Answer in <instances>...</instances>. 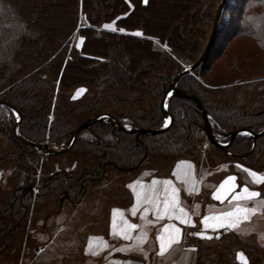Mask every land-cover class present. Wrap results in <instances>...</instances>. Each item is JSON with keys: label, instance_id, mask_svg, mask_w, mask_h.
Segmentation results:
<instances>
[{"label": "rangeland", "instance_id": "374dc122", "mask_svg": "<svg viewBox=\"0 0 264 264\" xmlns=\"http://www.w3.org/2000/svg\"><path fill=\"white\" fill-rule=\"evenodd\" d=\"M134 1L137 4V10L130 14L129 19L131 22L127 24V27H137L139 20L144 19L149 27L146 33L176 35L182 44L177 46V52H175L165 41H154V48L161 52L162 58L159 53L154 52L158 54V59L155 63L151 60L144 65L150 69L148 73L150 72L152 76L149 85L144 87L145 90L140 89V87L133 88V91L119 88L115 81L102 77L97 84H92V81L90 87L79 85L64 91L58 85L61 71L55 78L54 74L46 70L47 81L53 83V87L49 101L47 122L43 128V138L40 142L45 147L41 149L23 143L17 138L13 130L14 126L17 132L21 128L31 127L32 123L29 120L34 115L39 116L38 113L32 109L25 110L23 114H26V118H23L19 111L20 106L15 104L13 100L8 98L0 99V238L3 231L20 220L21 208L15 203L11 205L14 199L13 196L16 193L26 192L28 189L31 192V204L19 227L6 238V245H3L0 240V264H9L11 257L21 252L22 246L16 245L19 239L25 238L26 232L31 229H41L42 222L53 230L58 227L60 222H72L75 216L78 219L80 218L81 223H85V220L92 221V223H101L104 221L103 215H105L107 205L125 204L124 194L127 180L133 176H145L151 172L165 171L170 160L173 159L174 156L172 154L159 155L154 153L150 157L152 160L147 162L146 165L128 171L117 169L111 164H105L104 167H100V170L99 167L97 168L101 174L96 172L93 178L88 171L96 170V160L98 164V161H100L99 157H86L75 153V146L72 147L73 143L65 151L50 153L46 150L52 149L48 144L54 143L59 146L68 140L73 129L79 123L99 113L109 114L117 119L124 128L134 129L129 125V117L134 114V110H137L138 107H143L148 113V110L152 109L156 104L157 106L158 104L160 105V96L154 92V87H159V85L161 86L165 83L168 74L175 69L176 64L180 60L195 56L201 50L207 32L209 31L208 37L211 33L216 11L215 9L210 22L214 0H204L203 6H197L193 11L185 7L187 0H151L148 10L140 9L141 6L137 2L138 0ZM245 1H224L221 13L217 19L215 27V31L217 28V34L213 45L203 65L198 66L192 73L193 75H191V81L201 82L200 85L205 87L204 90L200 91L204 92L202 98L210 105L211 109L215 106L224 108L233 104L243 107L246 111L264 112V48L258 38L252 35L251 28L256 24L255 22H250L252 17H249L245 11ZM35 2L43 3L40 12L36 10ZM66 5V1L63 0H27L26 4V6L30 7V12H37V15L42 13L47 29L56 33L63 32L67 28L69 17L67 16V10L64 11ZM118 11H122V9ZM112 14L107 17L112 16ZM190 20L192 21L191 24H189ZM106 24H110L111 27L105 28L104 25ZM209 25L210 29L207 31ZM96 27L128 35L142 36L141 30L118 27L114 20L99 21ZM120 29H124V31H120ZM39 31V34H41L35 40L37 45L44 42L43 30L40 29ZM137 33H140V35H137ZM96 35L99 34L97 33ZM81 42L82 37L78 36L76 31L71 37L64 40L63 43L68 47L66 55H68L70 47L73 45L79 47ZM46 48L47 46L42 49L45 50ZM104 53L105 55L107 54L106 49ZM113 56L115 54H112ZM118 56V60L114 59V64L119 62L121 54ZM108 58H111V54H109ZM96 60L102 61L103 59L97 58ZM141 60L143 58L137 63L141 62ZM108 62H111V59ZM85 68H92V65L89 64ZM138 68L143 69L144 67L138 65ZM151 69L157 70L156 72H151ZM85 71L79 73L74 81H81L82 74ZM121 77L124 78L125 75ZM171 82L163 89L162 95L167 91ZM176 89L182 90L177 86ZM170 96H168L165 103V112L167 114H169L167 105ZM196 107L198 108L197 105ZM155 112L156 114L158 113L157 110ZM206 113L209 123H211V114L208 111ZM140 114H142V111H136L134 116H140ZM161 114L160 128L164 127L169 121L162 107ZM17 116L20 117L18 121H16ZM56 118L59 121L61 120L60 125H63V129L66 131L59 144L50 139ZM96 122H102L117 130L121 129L114 122L111 123L110 120H95L80 129L75 137L77 135L82 139L94 137L96 128L94 127L95 129L92 130L91 124ZM239 129L243 130L246 128ZM262 129H264V126L259 131ZM244 134L248 135L244 131L237 135ZM212 135L221 143L226 142L228 139V135L225 134L212 132ZM197 138L193 142L192 147L182 151L179 150V152L177 151V153L173 154L175 156L192 157L196 166L198 168L201 167L205 173L207 171L211 176L214 173L221 176L225 173L238 172L240 173L241 181H243L247 178L246 173H249L252 179L258 183L257 189L261 198L258 200L263 202L262 205H264V182L260 180V176H264V166L256 167L257 169L248 167V164H250L249 158L242 159L237 157L227 148L228 145L223 149L213 145L201 129L198 131ZM254 142L255 140H252L251 148L248 152L252 151ZM157 145L160 146V143H157ZM259 162V164H263L264 159ZM252 172H256L258 175L253 176ZM49 175L51 178L48 177ZM96 177L98 178L95 180ZM84 191L86 192L83 193ZM80 200L82 202H79ZM97 202L101 203L98 209H96V206L100 203ZM93 213L102 215L90 219ZM48 227L46 228L48 229ZM244 232L251 233L253 229L249 227ZM230 233L236 234V232ZM237 236L239 237V235ZM262 237L264 242V235ZM245 242L257 244L247 239H245ZM257 245L262 250L260 254L258 252L254 254V264H258L260 260L264 264V246ZM238 253H242L245 259H239ZM236 258L241 264H249V261L251 262L241 250L236 252Z\"/></svg>", "mask_w": 264, "mask_h": 264}, {"label": "trees", "instance_id": "16d2710c", "mask_svg": "<svg viewBox=\"0 0 264 264\" xmlns=\"http://www.w3.org/2000/svg\"><path fill=\"white\" fill-rule=\"evenodd\" d=\"M63 1H66L67 5L64 11L67 10V16L69 17L67 28L63 32L56 33L47 29L42 13L37 15V12H30V7L26 6L27 0H0V95L2 94L0 99L8 98L13 100L15 104L20 106L19 111L23 118H26V114H23L25 110L32 109L38 113L39 116L34 115L29 120L32 123L31 127L18 130L22 137L35 143H40L43 138L42 131L47 122L49 101L53 87V83L47 81L46 70L54 74L55 78L61 71L58 85L64 91L79 85L90 87L92 84H97L102 77L115 81L119 88L133 91V88L140 87V89L145 90L144 87L149 85L152 76L150 72L148 73L150 69L144 65L151 60L155 63L158 59V54L154 52L159 53L162 58L161 52L154 48V41H165L175 52H177V46L182 45L176 35L146 33L149 27L144 19L139 20L137 27H127V24L131 22L129 19L130 14L137 10V4L134 0ZM150 1L138 0L137 2L141 6L140 9L148 10ZM220 1L214 0L212 4L210 22L213 18V12ZM203 2L204 0H187L185 7L193 11L197 6L202 7ZM34 6L40 12L43 3L35 2ZM245 7L249 17H252L250 22H255L256 24L251 28L252 35L258 38L264 48V0H246ZM120 9L122 11H118ZM113 12L114 14H112ZM111 14L112 16L107 17ZM110 20H114L116 26L124 29L137 28L141 30L142 36L128 35L96 27L99 21ZM191 23L192 21L189 24ZM40 29L43 30L44 42L37 45L35 40L41 34H39ZM209 29L210 25L207 31ZM75 31L78 36L82 37L81 45L79 47L73 45L69 48L68 55H66L68 47L63 41L71 37ZM208 32L203 40L201 50L192 58L180 60L176 64L175 69L168 74L165 83L161 86L158 84L159 87H154V92L160 96V101L163 89L169 85L174 76L185 65L192 64L198 59L207 42ZM216 32L217 28L200 63L192 68L190 72L179 77L175 85L200 99L205 110L211 114L212 122L210 123V128L215 134L221 133L229 136L230 132L239 128H246L251 132L259 131L264 126V112L246 111L243 107L233 104L224 108L215 106L211 109L210 105L202 98L204 92L200 91L204 90L205 87L200 85L201 82L191 81L192 73L205 62L216 37ZM97 33L99 35H96ZM45 46L47 48L45 50L42 49ZM105 49L107 56L104 53ZM109 54H111L112 63L108 62L110 61L108 58ZM112 54H115V56L112 57ZM119 54H121V58L119 62L114 64L113 61L114 59L118 60ZM145 57L147 58L144 59ZM97 58H102L103 60L98 61L96 60ZM142 58L143 60L137 63ZM89 64L92 65V68H85ZM138 65L144 68L139 69ZM156 70L151 69V72H156ZM82 71H85L82 74V80L75 82V77ZM122 75H125V79L121 77ZM92 81L93 83L91 84ZM153 108L149 109L148 113L143 107L135 109L134 114L129 117V125L134 129H159L162 121L161 104H158V106L156 104ZM155 110H157V114ZM136 111H142V114L134 116ZM167 112L173 117V120L163 131L149 134L138 133L133 130H117L102 122H96L91 124L92 130L96 128L94 137L82 139L77 135L72 147L75 146L74 152L81 156L99 157L100 161H98V164L96 160V170H85L93 178L96 172L101 174L99 171L100 167H104L105 164H111L120 170H133L151 161L150 157L154 153L159 155L172 154L173 158L192 159L190 156H175L173 153L192 147L193 142L198 139L199 129L205 134L200 110L191 99L171 95L168 100ZM60 121L57 118L55 119V125L50 136V139L56 144L61 142L64 132H66L63 129V125H60ZM252 140H255L254 147L252 151L248 152L251 148ZM157 143H160V146ZM227 148L239 158H249L250 164H248V167L252 169L264 166V163L259 164V161L264 159V134L256 139L246 134L237 135L229 142ZM98 167L99 170L97 169ZM48 177L51 178L50 175ZM30 194V189H28L26 192L16 193L13 196L14 199L11 205L15 203L21 208L20 220L2 232L0 240L3 245H6V238L19 227L21 220L28 212V207L31 204ZM230 232L235 231H222L208 238L194 236V264H241L236 258L238 250L244 252L248 259L251 260L249 264H252V261L254 264V254L257 252L260 254L261 247L257 244L245 242V239L237 232L236 234L239 237L235 233ZM260 261L258 264H262Z\"/></svg>", "mask_w": 264, "mask_h": 264}, {"label": "crops", "instance_id": "0c3cea01", "mask_svg": "<svg viewBox=\"0 0 264 264\" xmlns=\"http://www.w3.org/2000/svg\"><path fill=\"white\" fill-rule=\"evenodd\" d=\"M216 175L205 173L192 159L173 158L165 171L127 180L125 204L107 205L101 223H81L75 216L55 230L42 222L41 229L27 231L16 244L21 252L9 264H194V236L231 230L264 246L263 202L260 195L247 198L243 193L245 186L259 192L258 183L249 173L243 181L238 172ZM229 176L234 180L225 183ZM101 215L93 213L90 219ZM205 217L210 227L205 228ZM249 227L253 232H244Z\"/></svg>", "mask_w": 264, "mask_h": 264}, {"label": "water", "instance_id": "95a60500", "mask_svg": "<svg viewBox=\"0 0 264 264\" xmlns=\"http://www.w3.org/2000/svg\"><path fill=\"white\" fill-rule=\"evenodd\" d=\"M225 0H221L220 3L218 4L217 8H216V11H215V15H214V19H213V24H212V29H211V33L208 37V40L205 44V47L203 49V51L201 52L200 56L198 57V59L188 65L187 67H184L182 68L175 76H174V79L172 80L169 88L167 89V91L162 95V98H161V101H160V104H161V107L164 111V114L169 118V121L168 123H166L164 125V127L162 128H159V129H154V130H150V129H144V128H137V129H132V128H124L121 123L113 118L111 115L109 114H106V113H99V114H95L91 117H89L88 119H85L84 121H82L81 123H79L72 131V134L70 136V138L66 141H64L63 143H61L59 146H56L54 143H51V144H48L51 146L52 149H46L48 152L50 153H53V152H58V151H65L67 150L73 143L74 141V138H75V135L76 133L88 126L91 122L95 121V120H110L111 123L114 122L119 128L123 129V130H133L135 132H144V133H156V132H160V131H163L165 130L172 122L173 120V117L169 114H167L165 112V108H166V100L168 98V96L170 95H176V96H180V97H187L189 99H191L194 103H196V105L198 106V108L200 109V112H201V115H202V118H203V128H204V131H205V135L207 137V139L215 146L219 147V148H226V146L229 144V142L240 132H246L251 138L253 139H256L258 136L264 134V129H262L261 131H258V132H251L249 130H246V129H243V130H240V129H236L232 132L229 133V136H228V139L226 142L224 143H221V142H218L212 135V131H211V128H210V123H209V120H208V116H207V113H206V110L205 108L203 107L200 99L195 96L194 94L188 92V91H185V90H178L176 89V86H175V83L176 81L178 80L179 77H181L182 75H184L185 73L189 72L192 68H194L198 63H200V61L203 59V57L205 56L208 48H209V45L212 41V38H213V34H214V31H215V27H216V24H217V19L221 13V10H222V6H223V3H224ZM19 116L16 117V121L19 120ZM13 130L15 131L17 137L23 142V143H26L28 145H32V146H35L37 149H41L43 147H45V145L43 143H35L33 141H30L24 137H22L17 131H16V128L15 126L13 127Z\"/></svg>", "mask_w": 264, "mask_h": 264}, {"label": "snow or ice", "instance_id": "6c2138e0", "mask_svg": "<svg viewBox=\"0 0 264 264\" xmlns=\"http://www.w3.org/2000/svg\"><path fill=\"white\" fill-rule=\"evenodd\" d=\"M104 27L105 28H110L111 27V25L110 24H106V25H104ZM120 31H124V29H120ZM137 35H140V33H137ZM252 175L253 176H257L258 174L256 173V172H252ZM234 180V177H232V176H229V177H227V180L225 181V183L227 182V181H233ZM260 180H261V182H264V176H260ZM153 183H155V181H153ZM221 187H223V183H222V185H221ZM174 192H175V190H174ZM243 193L244 194H247V198H252V197H257V196H259L260 195V193L259 192H257V191H250L249 190V188L247 187V186H245L244 188H243ZM215 198L216 199H220L221 197H220V195H215ZM237 199H243V198H245V196H238V197H236ZM246 211V210H245ZM226 215H232V213L231 212H229V213H227ZM207 217H205L204 218V221H203V223H204V226H205V228H207V227H210V225H208L207 224ZM220 226H224V225H220ZM130 227H132V228H135L136 227V225H130ZM176 231L178 232L179 231V229H176ZM194 234H196V235H200V233H194ZM158 239H159V241H160V247H161V250H162V252H163V250L165 249V238H164V236L163 235H161L160 237H158ZM171 242V238L169 239V243ZM238 258L239 259H241V260H244L245 258L243 257V254L242 253H238Z\"/></svg>", "mask_w": 264, "mask_h": 264}, {"label": "bare ground", "instance_id": "6f19581e", "mask_svg": "<svg viewBox=\"0 0 264 264\" xmlns=\"http://www.w3.org/2000/svg\"><path fill=\"white\" fill-rule=\"evenodd\" d=\"M131 28H134V27H131Z\"/></svg>", "mask_w": 264, "mask_h": 264}]
</instances>
